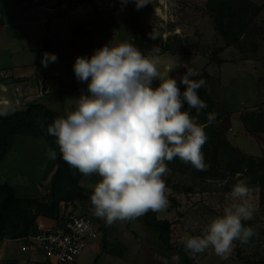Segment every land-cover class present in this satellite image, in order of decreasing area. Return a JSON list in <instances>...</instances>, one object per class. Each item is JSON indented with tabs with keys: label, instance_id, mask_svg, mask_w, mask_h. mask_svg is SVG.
<instances>
[{
	"label": "clouds",
	"instance_id": "clouds-1",
	"mask_svg": "<svg viewBox=\"0 0 264 264\" xmlns=\"http://www.w3.org/2000/svg\"><path fill=\"white\" fill-rule=\"evenodd\" d=\"M134 3L141 9L150 0ZM159 51L154 48L145 55L130 42L111 41L90 58L78 56L73 70L77 81L87 84V92L73 98L72 109L46 129L40 122L71 168L85 177H99L90 185L91 212L107 225L167 207L168 162L179 158L198 171L210 166L203 152L208 136L197 121L207 107L198 91L207 82L194 79L200 74L187 64H177L186 69L177 76L170 69L161 71ZM56 60L55 54L45 52L41 62L47 67ZM213 119L208 114V122ZM249 192L247 179L238 178L225 196L222 214L208 220L201 234L186 235L177 243L192 253L211 248L227 259L235 242L247 244L258 235L245 223L255 211Z\"/></svg>",
	"mask_w": 264,
	"mask_h": 264
},
{
	"label": "rangeland",
	"instance_id": "rangeland-1",
	"mask_svg": "<svg viewBox=\"0 0 264 264\" xmlns=\"http://www.w3.org/2000/svg\"><path fill=\"white\" fill-rule=\"evenodd\" d=\"M124 17L128 32L121 27L118 36L131 35L145 55L159 48L166 70L184 73L177 64H187L200 74L194 79L207 82L198 91L207 107L197 121L208 136L203 152L210 166L198 171L179 158L168 162L167 197L179 210L170 235L175 227L180 238L201 234L222 214L232 185L246 178L257 239L240 246L239 256L233 245L223 263L264 264V0H150L141 9L127 6ZM210 113L214 119L205 124Z\"/></svg>",
	"mask_w": 264,
	"mask_h": 264
},
{
	"label": "crops",
	"instance_id": "crops-1",
	"mask_svg": "<svg viewBox=\"0 0 264 264\" xmlns=\"http://www.w3.org/2000/svg\"><path fill=\"white\" fill-rule=\"evenodd\" d=\"M125 10L113 0H0V117L22 112L31 104H40L58 115L71 110L73 98L87 92V84L75 77V59L90 58L96 49L111 41L129 42L131 35L127 39L117 35L121 27L124 32L128 30ZM45 52L57 56L47 67L41 62ZM159 58L161 71L170 69L172 76L183 74L173 72L171 66L166 70L165 59ZM55 159L56 154L42 140L15 136L0 160V185L11 187L22 200H46ZM94 183L92 176H83L78 187L91 192L90 185ZM88 207L76 201L61 202L56 218L35 216V229L38 232L53 229L64 216L81 214ZM176 212L168 204L163 211L155 212V220L171 224L176 221ZM93 227L96 237L83 243L73 264H239L223 263L218 255L206 254L207 250L201 253L183 250L166 258L155 237L143 226L142 216L112 225L94 216ZM176 233L179 230L175 227L171 241L180 238ZM31 235L2 239L0 264H44Z\"/></svg>",
	"mask_w": 264,
	"mask_h": 264
},
{
	"label": "trees",
	"instance_id": "trees-1",
	"mask_svg": "<svg viewBox=\"0 0 264 264\" xmlns=\"http://www.w3.org/2000/svg\"><path fill=\"white\" fill-rule=\"evenodd\" d=\"M58 116L60 115L40 104H31L22 112H15L8 117H0V160L9 150L11 140L15 136L42 140L47 148L56 154L55 170L50 178L46 200L40 202L32 199L22 200L16 197L15 191L11 187L5 184L0 185V243L4 238L22 239L30 234H38L34 225L35 216L43 215L56 218L58 205L61 202L76 201L82 205H88V209H91V192H84L78 187V182L83 175L63 160L55 138L50 136L46 130H42L40 126V122H43L46 129L47 125L51 124ZM205 124H209L208 120L205 121ZM92 177L95 182L99 180L98 176L93 175ZM167 199L172 208L173 200L168 197ZM245 223L252 227L249 221ZM142 224L147 232L155 237L166 258L174 257L185 249L183 245L177 243L179 240H170V231L176 224L157 222L153 211L142 216ZM256 239L252 237L247 244ZM234 245L238 252L237 256H239L238 249L245 244L237 241Z\"/></svg>",
	"mask_w": 264,
	"mask_h": 264
},
{
	"label": "built area",
	"instance_id": "built-area-1",
	"mask_svg": "<svg viewBox=\"0 0 264 264\" xmlns=\"http://www.w3.org/2000/svg\"><path fill=\"white\" fill-rule=\"evenodd\" d=\"M117 1L126 7L135 5L134 0H129L127 4ZM129 42L135 46L133 37ZM60 221L57 227L30 236L31 242L41 252L44 264H73L81 253L83 243L96 237L91 209L64 216Z\"/></svg>",
	"mask_w": 264,
	"mask_h": 264
}]
</instances>
